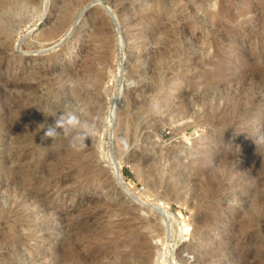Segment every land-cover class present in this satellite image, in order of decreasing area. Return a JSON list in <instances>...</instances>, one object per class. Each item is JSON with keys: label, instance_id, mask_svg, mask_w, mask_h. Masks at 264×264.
<instances>
[{"label": "rangeland", "instance_id": "rangeland-1", "mask_svg": "<svg viewBox=\"0 0 264 264\" xmlns=\"http://www.w3.org/2000/svg\"><path fill=\"white\" fill-rule=\"evenodd\" d=\"M18 2L0 15V122L13 135L37 136L19 142L0 130V205L11 213H0V264H57L67 245L60 220L91 217L79 236L89 239L125 218L110 207L116 202L157 224L143 229L153 236L154 263L264 264V0ZM70 6L67 24L46 38ZM92 60L104 84L88 81V96L76 103L67 86ZM20 76L40 86H2ZM64 112L90 125L92 170L81 176L68 163L35 184L45 200H16L8 177L68 160L69 143L42 140L39 127ZM120 167L124 181L116 184ZM163 207L172 218L157 222ZM32 211L34 220L22 223ZM121 249L130 251L113 246L93 261Z\"/></svg>", "mask_w": 264, "mask_h": 264}, {"label": "bare ground", "instance_id": "bare-ground-1", "mask_svg": "<svg viewBox=\"0 0 264 264\" xmlns=\"http://www.w3.org/2000/svg\"><path fill=\"white\" fill-rule=\"evenodd\" d=\"M18 1L19 0H0V15L3 14L4 12H6V11H13V10L17 9L19 7V2ZM24 1L25 2H30V3L33 2L34 3L36 0H24ZM72 12L73 11H72L71 6H70L65 11L64 15L61 17L60 23H58L57 26H55L51 30L46 31L44 33V36L46 38H54V37H56L59 34V32H60L59 30L63 27V25L65 26L67 24V22L69 21V18L71 16V14H73ZM232 16H233V14H232ZM6 23H8V21H6ZM4 25H5V23H4ZM77 47H79V46H77ZM157 53H158V51H157ZM92 64L94 65V61L93 60L92 61H89L86 64L85 70H83V71H85L87 74L86 73L85 74H80V75L79 74H76L77 77H78V79H76V80H78V82L75 81L76 83H75L74 87L69 86V85L67 86V90H66L67 91L66 92L67 95L66 96L67 97H70L74 101L76 100L77 101V102L75 101L76 103H78V100H82L85 96H88V95H86L87 92H85V89H84L88 85V84L86 85V83L88 81L93 82L94 85L98 89L101 88L102 85L104 84L105 73L103 71H101V70H97L98 68L97 69H93L94 67L91 68L92 67ZM95 64H96V62H95ZM81 71H80V73H81ZM37 74H38V72H37ZM51 74H53V73H51ZM63 81H64V79H63ZM90 82H88V83H90ZM33 84L34 83H30L28 80L24 79L23 77L21 78V76H20L18 79L17 78L16 79L14 78V80H12V79H6V81L4 82V84H2V86H6L7 89H9L10 87H13V88L19 87L20 89L21 88L25 89L26 87H28V86L30 87ZM38 85L39 84H37V85L34 84L33 86H38ZM63 85H65V83ZM177 86H179V85H177ZM31 88H32V86H31ZM33 88H35V87H33ZM10 90L13 91L12 89H10ZM25 90H27V89H25ZM25 90H24V93H25ZM20 91L18 93H20ZM8 92H4V93L6 94ZM21 92H23V91H21ZM23 94L20 93L18 95H23ZM91 94H93V92ZM25 97H27V96H25ZM184 101H186V100L184 99ZM96 106H97V104H96ZM25 108H27V107H25ZM91 108H92V106H91ZM206 112H208V111H206ZM207 115H209V118L210 119L212 118V112L207 113ZM57 116H54L53 115L52 117H50L49 118L48 125L53 124L54 121H55V117H57ZM206 117L208 118V116H206ZM79 119L82 122H87L86 118H84L83 116L82 117H79ZM222 120H224V119H222ZM2 123L0 122V130L7 131L8 134H12L13 135L14 130L13 129L12 130L8 129L6 127V125L5 124H2ZM164 123H166V122H164ZM222 123H224V121ZM226 123L227 122H225V124ZM9 125L10 124H8V126ZM12 125H13V122H12ZM31 128H33V127H31ZM6 129H8V130H6ZM14 129H17V128H14ZM25 131L26 132H24V133L22 131L23 135H21L20 133L16 132L18 134H16V133L14 134L15 137H17L15 140H17V139H20L22 141L23 140H25V141L31 140V142L34 143L35 140H36V136H37L36 132L33 131V129H30V130L27 129ZM44 131H45V129H43V133H42L41 137L44 135ZM160 133H161V131H160ZM210 136H211V134H209L208 136H204V140L206 141ZM8 137H10V136H8ZM9 139L12 141V139H14V137L9 138ZM46 140H48V141H54L56 144L57 143H62V145L64 144L65 141H66L65 142L66 144L69 143V140L67 138H64V137L58 138L56 140H52L51 138H48ZM17 141H19V140H17ZM85 143H86V147H84L81 151H75L72 148L69 149L70 150V151H68L69 152L68 153L69 155L67 154L68 155L67 156V159L68 160L66 162H64L66 160V159H64L63 164L61 163L62 165L61 166H58L59 168L56 167V166H54V165L53 166L50 165V168L49 169L47 168L48 166H42V167H38V168H34V169H32V168L31 169H28V172H25V173H22V174L21 173H14L10 177L7 178V180L5 181V182H7V184L5 183L6 184L5 186H9V187H11V189L13 188V190H12V196H16L17 197L19 195L20 196L23 195L24 198H27V199L33 198V200L35 198L34 204L35 203H38L39 201H41L43 199L45 200V196L39 195L38 192L36 193L37 190L35 191V189H34V186H36L35 184L40 183L42 181L43 182H45V181H48L49 182L51 178H53V177H55V176H57L59 174H62L63 170H65V169L68 170L70 168V165H67L68 163H71V164L77 163L78 166H79L78 168L80 170V175L81 176H85L86 174H88V172H90L92 170V167L93 166H92L91 160L89 158V155H90L89 148H88L89 147V142L87 140H85ZM23 144H24V142H23ZM44 159H45V156H41L40 159H39V161L43 162ZM51 169H53V170H51ZM100 170L101 169H95L94 171L101 172ZM114 170L115 171L113 172L114 173L113 175H115L116 178H117V180H114V183H116V184L123 183L124 179H123V176H122V173H121V167L118 170L117 169H114ZM146 172L148 174V177L151 178V180L153 182V183L152 182L151 183L156 185L157 184V179L155 178V175L153 174L152 169H149ZM261 191L262 192H259V195H262L263 198H264V188H262ZM19 198H21V197H19ZM16 200H18V197L16 198ZM245 200H248V199L245 198ZM16 202H18V201H16ZM25 202H27V201H25ZM248 202H249V200H248ZM24 205H25L24 202H20L17 206L23 207ZM110 207H112V210L113 209L114 210L117 209V211L120 213V215L125 216V218L121 219L118 222H112V223H110V225L108 227H106V228L105 227L99 228L97 230V233L93 234L91 236V238H89V239H81V238H79V236L84 232L85 229H87V227H88V224L87 223L89 222V220H90L91 217H87V218H84V217L79 218V217H77V219H75L73 222L63 221L64 218H63L62 221L60 220V223H62L64 225V226H62L63 233H64L63 240L64 241L66 240L67 243L66 242H64V243H66L67 245H66V247H65V245L63 246V247H65V249L60 250L59 252H57V255H56L58 257L57 264H135L136 261L139 262L138 264H164L165 260L163 258L161 259V257L159 256V253H157V255L160 258H158L155 263H154L155 260L154 261L152 260V256H153L152 249L153 248L150 246V237H153V236H151L149 233H146V232L143 231V229H150V230L153 229V232H154V231H156L157 224L155 222H153L155 224H152V223H150V221H146L144 219L139 218L134 213L133 209L130 206H126L122 202H116V203L110 205ZM56 210H57L56 211V214L61 212L60 209H58V208ZM3 211H5L6 215L8 213L11 214L9 209H5L4 210V208L0 205V213H3ZM13 211H15V210H13ZM160 213H162L163 216L160 217L158 215L157 218L155 219V220H157V222L160 219H162L163 217L172 218L171 211L169 209L165 208V207L162 208V210H161ZM33 214H34V212L32 211L31 214L22 215L21 216L22 223L25 222V221H33L34 220ZM126 216H128V218ZM9 217L10 216H8V215L6 216L7 219H9ZM19 220H20V218L17 221H19ZM248 225H249V223H248ZM0 245H2V244H0ZM124 245H128V247H130V251L129 252L128 251H124V250L121 249V250L116 251L115 254H113L112 256H110V258L107 257L106 259H102V260L101 259L100 260L98 259L97 262L93 261V258H95L97 255H101L102 253H105L106 251H108L109 248H111L113 246L120 248L121 246H124ZM156 258H157V256H156Z\"/></svg>", "mask_w": 264, "mask_h": 264}, {"label": "clouds", "instance_id": "clouds-1", "mask_svg": "<svg viewBox=\"0 0 264 264\" xmlns=\"http://www.w3.org/2000/svg\"><path fill=\"white\" fill-rule=\"evenodd\" d=\"M39 127L45 129L42 140L51 138L56 140L64 137L69 140V147L75 151H81L86 147L85 140L91 135V128L87 122H82L72 112H64L55 117L51 125L41 124Z\"/></svg>", "mask_w": 264, "mask_h": 264}, {"label": "trees", "instance_id": "trees-1", "mask_svg": "<svg viewBox=\"0 0 264 264\" xmlns=\"http://www.w3.org/2000/svg\"><path fill=\"white\" fill-rule=\"evenodd\" d=\"M128 175H130L128 172H127Z\"/></svg>", "mask_w": 264, "mask_h": 264}]
</instances>
